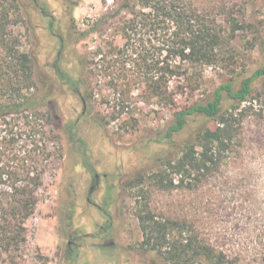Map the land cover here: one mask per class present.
Returning <instances> with one entry per match:
<instances>
[{"label": "rangeland", "instance_id": "374dc122", "mask_svg": "<svg viewBox=\"0 0 264 264\" xmlns=\"http://www.w3.org/2000/svg\"><path fill=\"white\" fill-rule=\"evenodd\" d=\"M122 1L21 0V22L16 29L32 58V92L44 97L40 109L49 112L48 128L56 139L50 143L53 158L35 213L26 222L27 241L20 264H149L152 254L140 247L135 186L130 187L133 179L155 169L158 158L171 153L170 145L157 139L176 108L207 101L226 82H232L236 90L242 79L264 67V0H189L223 27V58L214 65L190 67V77H172L169 87L183 90L176 95L175 106L162 107L155 97L147 103V77H127L120 71L123 61L129 59L121 30L129 14L120 7ZM38 6L48 15H42ZM87 14L92 15L93 23L81 25ZM230 17L250 26L229 40ZM147 36L152 54L156 41L152 31ZM112 47L123 52L112 55ZM58 52L61 68L80 80L78 95L54 80L57 76L50 66ZM108 59L119 62L111 67L113 74L104 70ZM45 78L53 80L51 96ZM251 84L252 93L242 103L247 109L231 160L210 178L205 190L213 194L204 195L210 208L225 220L239 223L260 220L261 215L246 216L249 207L264 212V74ZM223 96L222 109H227L233 101L225 92ZM83 106L85 114L78 118ZM69 121H76L73 130L83 144L68 138L65 125ZM201 123L214 125L215 120L196 119L188 129ZM84 157L101 177L90 194L91 174L84 167ZM88 195L91 202L103 207L106 216L87 201ZM191 197L186 191L153 190L151 203L171 213L182 204L193 205ZM194 206L187 207L190 213ZM108 218L109 229L103 233L100 226L108 224ZM71 241L77 249L74 261L67 252Z\"/></svg>", "mask_w": 264, "mask_h": 264}, {"label": "trees", "instance_id": "16d2710c", "mask_svg": "<svg viewBox=\"0 0 264 264\" xmlns=\"http://www.w3.org/2000/svg\"><path fill=\"white\" fill-rule=\"evenodd\" d=\"M38 7L42 15H48L43 6ZM120 7L129 14L121 28L124 54L129 59L123 61L120 71L127 77H147L145 102L155 97L162 107L175 106V97L183 90L169 87L172 77H190V67L222 60L223 27L189 0H123ZM21 8V0H0V264H20L22 260L26 222L35 213L53 158L50 143L56 139L48 128L49 112L40 109L44 97L32 92V58L16 29ZM241 21L227 18L229 40L250 26ZM150 31L156 41L152 54L148 49L151 39L145 37ZM123 50L112 47L110 52L117 55ZM112 60L103 66L110 74L111 67L119 64ZM262 74L264 67L242 79L236 90L232 82H226L207 101L173 111L157 139L170 145L171 153L159 157L157 167L133 179L130 186H135L140 247L152 254L149 264H264V212L249 207L246 216L261 215L260 220L228 221L204 199L206 193L213 194L205 190L210 178L231 160L247 109L242 103L252 93L253 79ZM223 92L233 101L227 109H222ZM196 119H214L215 124L188 129ZM73 125H66L71 140L76 139ZM83 164L91 175L96 173L85 157ZM153 190L186 191L193 203L188 209L197 206L192 213L183 204L167 213L152 206ZM67 252L72 261L77 258L76 247L67 246Z\"/></svg>", "mask_w": 264, "mask_h": 264}, {"label": "flooded vegetation", "instance_id": "af4514ba", "mask_svg": "<svg viewBox=\"0 0 264 264\" xmlns=\"http://www.w3.org/2000/svg\"><path fill=\"white\" fill-rule=\"evenodd\" d=\"M61 41H62V39H61ZM60 58H61V53L58 52L56 57H55V59H54V61H53V63H52V66H50L52 71L57 76V77H54L55 78L54 80L58 81L69 92L78 95L79 94V86L81 84L80 80L77 79V78L72 77L67 70L61 68V65L59 63ZM43 81H45L44 85L46 86V89L49 90L48 95L49 96L53 95V87H54L53 86V80L45 78ZM85 111H86V106H83L82 111H81V113H80L78 118H80L83 114H85ZM78 118L76 119L77 121H78ZM69 123H70V121L67 124H69ZM74 123H75L74 125L77 124L76 121H74ZM66 125H65V128H66ZM74 125L72 126V132L75 134L76 139L72 140V141L75 144L77 143V145L78 144L81 145V144H83L84 141L82 139H78V135H77L76 131L73 130V128H75ZM66 130H67V128H66ZM67 134H68V130H67ZM68 138H69V136H68ZM80 153L81 154H85V152L84 153L80 152ZM100 179H101V177H100V175L98 173H95V174L91 175L90 185H89V190H88L89 194L97 189V187L99 186V183H100ZM86 199H87V201L89 203H92V205H94L103 215L106 216V212H104L103 207L101 205H99V204H97L95 202H91V199H90L89 195H88V197ZM107 221H108V224H105L104 226L103 225L100 226L101 227V232H103V233L107 232V229H109V222H110L109 218L107 219ZM67 246H74L75 247V241L74 242L73 241L68 242Z\"/></svg>", "mask_w": 264, "mask_h": 264}, {"label": "built area", "instance_id": "2783aa9c", "mask_svg": "<svg viewBox=\"0 0 264 264\" xmlns=\"http://www.w3.org/2000/svg\"><path fill=\"white\" fill-rule=\"evenodd\" d=\"M107 1L109 2L110 0H107ZM93 20L94 19H93L92 15L87 14L80 20V24L85 25V24L93 23Z\"/></svg>", "mask_w": 264, "mask_h": 264}]
</instances>
